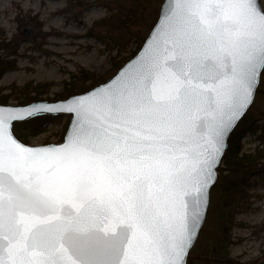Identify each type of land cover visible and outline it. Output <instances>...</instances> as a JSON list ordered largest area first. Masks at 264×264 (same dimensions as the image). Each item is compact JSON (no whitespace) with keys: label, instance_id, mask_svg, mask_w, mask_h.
<instances>
[{"label":"snow or ice","instance_id":"6c2138e0","mask_svg":"<svg viewBox=\"0 0 264 264\" xmlns=\"http://www.w3.org/2000/svg\"><path fill=\"white\" fill-rule=\"evenodd\" d=\"M178 4L158 50L82 112L65 145L20 144L0 109V264H181L223 110L235 117L264 69V0ZM198 141L199 167L186 163Z\"/></svg>","mask_w":264,"mask_h":264},{"label":"rangeland","instance_id":"374dc122","mask_svg":"<svg viewBox=\"0 0 264 264\" xmlns=\"http://www.w3.org/2000/svg\"><path fill=\"white\" fill-rule=\"evenodd\" d=\"M162 2L0 0V47L19 46L18 54L11 57L16 58L17 68L5 71L0 77V95L9 94L11 88L27 83L33 86L50 83L49 91L41 97L54 100L53 97L63 91L69 81L70 72L80 68L102 75L105 82L137 53L158 19ZM115 14L126 16V25L114 19ZM104 18L105 23H97ZM28 26L32 29L30 35L25 33ZM11 58L7 59L13 60ZM90 84L91 81L86 83L87 86ZM258 90L246 114H250L257 131L247 132L242 144L243 152H260L264 157V83L260 82ZM7 104L20 103L11 98ZM70 117L55 116L44 131L21 140L30 145L60 143L64 140ZM255 179L249 199L235 213L231 231L230 255L242 264L264 261V173ZM220 208L221 192L211 190L210 206L202 228L206 231L202 237L199 235L196 244L212 245L219 228ZM203 248L201 245L197 252L201 253Z\"/></svg>","mask_w":264,"mask_h":264},{"label":"trees","instance_id":"16d2710c","mask_svg":"<svg viewBox=\"0 0 264 264\" xmlns=\"http://www.w3.org/2000/svg\"><path fill=\"white\" fill-rule=\"evenodd\" d=\"M112 17L126 25V16L120 17L115 14ZM106 21L104 18L97 23H105ZM91 30L93 31L94 28ZM18 48V44L14 48L9 46L6 48L0 47V51L1 49L3 51L0 52V77L5 71L17 68L16 58L11 57L18 54ZM8 57L13 60L7 59ZM88 81H91L90 86L86 85ZM102 82V75L97 76L90 70L80 68L79 71L70 72V79L65 83L63 91L56 94L53 99H63L85 92ZM262 83H264V72L261 79ZM50 85V83H41L33 86L31 83H27L17 88H11L9 94L0 95V104H7L11 98L17 100V103L20 104L34 100H44L41 96L49 91ZM249 116L250 114L246 115L231 134L228 149L218 170L217 183L212 188L213 192L220 191L222 198V208L219 211L220 222L215 240L212 245H204L202 242L197 243L190 251L188 264H242L230 255L234 216L236 211L240 210L244 206L245 201L249 199L250 191L256 181L255 178L264 173V157L262 154L260 152H243L242 139L244 135L247 132L257 131V126H255L254 121ZM51 119H53V116H39L25 122H16L14 131L20 139L24 138L26 140L33 133L44 131ZM205 231L206 228L201 231L200 237L203 236ZM201 245L205 248L199 253L197 250ZM254 264H264V261H258Z\"/></svg>","mask_w":264,"mask_h":264},{"label":"water","instance_id":"95a60500","mask_svg":"<svg viewBox=\"0 0 264 264\" xmlns=\"http://www.w3.org/2000/svg\"><path fill=\"white\" fill-rule=\"evenodd\" d=\"M178 0H163L160 12L157 21L153 25L149 34L144 39L140 49L137 53L127 60L112 76H110L105 82H102L98 85L93 86L85 92L77 93L63 99L55 100H34L22 104H0V109H2L6 114L10 113L12 119L8 121V132L9 134L17 140L20 144L31 148V149H44L52 150L56 146H63L67 143V138L73 135V130L76 128L77 121L81 119L82 112L86 109L92 107L94 101L101 96L102 94L108 92L110 89L118 87L121 83L130 80L136 75L140 65L158 48L161 46L162 41L165 39L166 33L169 28V23L172 21L173 11L175 8H178ZM31 27L28 26L25 29L27 35L31 34ZM264 72V69H260L256 82L253 85V89L249 95L248 102L243 108L239 110V113L233 117L231 113L224 108L222 113V118L227 123V128L223 135L222 144L220 146V151L214 154V161L210 168L211 178L207 180L203 188V199L199 203V217L196 220L195 226L193 227L191 221V213L189 211L188 218L184 222L183 227H185L191 233V242L185 248V253L182 256L181 264H188V258L190 251L195 246L200 232L206 222L208 209L210 206L211 190L215 186L218 177H219V167L222 164V160L225 156V153L228 149L229 139L231 134L234 132L238 124L243 120V118L248 113L249 109L254 103L257 90L259 88L261 77ZM227 103V101H225ZM68 109H74V111H69ZM39 110V111H37ZM29 113H33L29 115ZM60 115H70V121L67 127V130L64 134V140L60 143H47L42 145H30L23 142L14 131V125L16 122H25L30 119L39 117V116H60ZM207 138L210 140L211 133L206 134ZM204 141H198L197 143L190 146L191 155L186 161L187 164L196 165L197 161L200 158H207V152L205 151L208 148ZM190 189V185L188 186ZM182 199L185 203H188L189 197L183 196ZM170 225V230H171ZM175 228H179L180 225L176 224Z\"/></svg>","mask_w":264,"mask_h":264}]
</instances>
